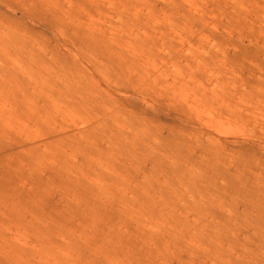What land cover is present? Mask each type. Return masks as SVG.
Returning a JSON list of instances; mask_svg holds the SVG:
<instances>
[{"label": "rangeland", "instance_id": "rangeland-1", "mask_svg": "<svg viewBox=\"0 0 264 264\" xmlns=\"http://www.w3.org/2000/svg\"><path fill=\"white\" fill-rule=\"evenodd\" d=\"M0 264H264V0H0Z\"/></svg>", "mask_w": 264, "mask_h": 264}]
</instances>
